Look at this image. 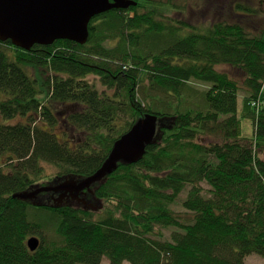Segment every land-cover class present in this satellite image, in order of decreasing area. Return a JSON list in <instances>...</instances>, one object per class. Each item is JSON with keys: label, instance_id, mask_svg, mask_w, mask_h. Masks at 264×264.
<instances>
[{"label": "trees", "instance_id": "16d2710c", "mask_svg": "<svg viewBox=\"0 0 264 264\" xmlns=\"http://www.w3.org/2000/svg\"><path fill=\"white\" fill-rule=\"evenodd\" d=\"M133 1L94 16L84 44L57 39L26 50L0 40V264L264 256V0H202L218 14L206 25L177 20L170 13L180 5L169 0ZM146 114L158 117L154 141L93 185L97 210L52 206V192L37 205L15 197L92 174ZM44 164L57 174L46 176ZM184 191L186 211H176ZM29 207L54 222L31 218Z\"/></svg>", "mask_w": 264, "mask_h": 264}, {"label": "water", "instance_id": "95a60500", "mask_svg": "<svg viewBox=\"0 0 264 264\" xmlns=\"http://www.w3.org/2000/svg\"><path fill=\"white\" fill-rule=\"evenodd\" d=\"M136 5L133 0H0V40L23 49L34 44L48 45L57 39H69L79 44L88 40L90 20L110 9H127ZM158 117L146 114L140 117L131 128L117 139L109 156L92 174L85 177H65L54 184L42 185L24 190L15 197L34 200L41 192L57 194L52 198V206L58 207L67 197L85 204L79 192L92 193V186L111 174L118 163L139 161L153 141ZM95 206L93 208H97ZM37 236L27 240L30 250L39 246Z\"/></svg>", "mask_w": 264, "mask_h": 264}, {"label": "rangeland", "instance_id": "374dc122", "mask_svg": "<svg viewBox=\"0 0 264 264\" xmlns=\"http://www.w3.org/2000/svg\"><path fill=\"white\" fill-rule=\"evenodd\" d=\"M169 1H171L174 4H179L180 5L179 12L175 11L173 13L171 12L170 14H172L173 17H175L180 22H183L184 24L185 23H188V24L197 23V25H201V24L202 25L203 24L206 25V24H208V22L212 21V20H210L212 17H214L215 20L218 19V14L212 16L213 14H215L212 5H211L210 9L209 8L207 9V8L204 7V1H202V0H169ZM254 1H256V0H254ZM216 3H218V2H216ZM225 4H226V1L224 0L222 5H225ZM222 9H224V8H222ZM206 18H207V20H206ZM257 21H259V20H257ZM219 68L225 69L227 71H230V69L225 67L224 65L219 66ZM89 78L92 79L93 77L89 76ZM242 96H243V94L240 93L239 105L241 104L240 101L242 100L241 99ZM241 128H242L243 134L250 135L252 133L251 120L248 119V118H244L241 121ZM73 137H74V140H75V137L80 138V135L79 134L75 135V133H73ZM207 139H208V137L204 138V141L205 142H209V141L213 140V138H210L209 140H207ZM260 156L264 159V153H262ZM44 165H45L44 173H45L46 176H54V175L57 174L58 170L53 165H51V164H44ZM201 184H202V186L205 189L209 188V186H208V184L206 182H202ZM187 189H186V191H187ZM186 191L182 192L176 198V201H175L176 203L173 205L174 210L183 211L184 208L181 206V201H182V199H184L186 197V194H187ZM93 204H94L93 207H95V206L99 207V205L101 203L94 201ZM98 207L97 208H92L91 210H93V211L95 209L97 210ZM45 214H46V212H40V210L35 208V207H29L28 215L31 218L36 219V218H40L41 215H44V217L40 218V219H43V220L47 221V223H53L54 222L53 218L49 217L47 214L46 215ZM35 215H37V217ZM162 230L164 232L162 238H164V239L165 238H170V233L172 231V228H165V229H162ZM102 264H109V261L106 258H104L103 261H102ZM124 264H129V263L128 262H124ZM243 264H264V256H261V255L256 254V253H251V254L247 255L244 258V263Z\"/></svg>", "mask_w": 264, "mask_h": 264}, {"label": "flooded vegetation", "instance_id": "af4514ba", "mask_svg": "<svg viewBox=\"0 0 264 264\" xmlns=\"http://www.w3.org/2000/svg\"><path fill=\"white\" fill-rule=\"evenodd\" d=\"M91 188H92V193L91 192H88L87 190H84V191L79 192V195L81 197H84L85 200H86V203L85 204H80V205H82L84 208H87V209H92L93 206H94L93 202L95 201L93 199L94 198V188H93V186ZM56 195L57 194H55V196ZM65 200L66 201H71V202H73L75 204H78L76 200H72L69 197H67Z\"/></svg>", "mask_w": 264, "mask_h": 264}]
</instances>
